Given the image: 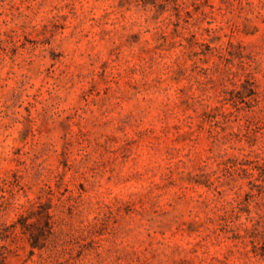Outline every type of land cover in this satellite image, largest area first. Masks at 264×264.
<instances>
[{
  "label": "rangeland",
  "instance_id": "374dc122",
  "mask_svg": "<svg viewBox=\"0 0 264 264\" xmlns=\"http://www.w3.org/2000/svg\"><path fill=\"white\" fill-rule=\"evenodd\" d=\"M0 255L264 264V0H0Z\"/></svg>",
  "mask_w": 264,
  "mask_h": 264
},
{
  "label": "trees",
  "instance_id": "16d2710c",
  "mask_svg": "<svg viewBox=\"0 0 264 264\" xmlns=\"http://www.w3.org/2000/svg\"><path fill=\"white\" fill-rule=\"evenodd\" d=\"M31 217L35 218V222H28ZM16 225L20 226L23 234L28 235V241L32 249H41L43 247L41 240H44L47 234L52 233L51 216L46 211L45 206L41 204H38L36 210L31 211L28 216L20 215L17 222L6 227V230L11 231Z\"/></svg>",
  "mask_w": 264,
  "mask_h": 264
}]
</instances>
